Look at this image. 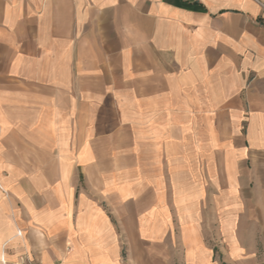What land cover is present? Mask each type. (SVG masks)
<instances>
[{"label": "crops", "instance_id": "obj_1", "mask_svg": "<svg viewBox=\"0 0 264 264\" xmlns=\"http://www.w3.org/2000/svg\"><path fill=\"white\" fill-rule=\"evenodd\" d=\"M262 5L0 0V257L264 264Z\"/></svg>", "mask_w": 264, "mask_h": 264}, {"label": "bare ground", "instance_id": "obj_2", "mask_svg": "<svg viewBox=\"0 0 264 264\" xmlns=\"http://www.w3.org/2000/svg\"><path fill=\"white\" fill-rule=\"evenodd\" d=\"M0 261L2 264H7L5 254L3 252H1Z\"/></svg>", "mask_w": 264, "mask_h": 264}, {"label": "built area", "instance_id": "obj_3", "mask_svg": "<svg viewBox=\"0 0 264 264\" xmlns=\"http://www.w3.org/2000/svg\"><path fill=\"white\" fill-rule=\"evenodd\" d=\"M263 11H264V5H262ZM17 234H21L20 231L17 232ZM25 264H34L32 261L27 260Z\"/></svg>", "mask_w": 264, "mask_h": 264}, {"label": "rangeland", "instance_id": "obj_4", "mask_svg": "<svg viewBox=\"0 0 264 264\" xmlns=\"http://www.w3.org/2000/svg\"><path fill=\"white\" fill-rule=\"evenodd\" d=\"M8 264V263H7Z\"/></svg>", "mask_w": 264, "mask_h": 264}]
</instances>
